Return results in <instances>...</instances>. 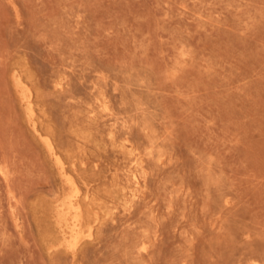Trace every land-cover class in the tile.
<instances>
[{
	"label": "rangeland",
	"instance_id": "374dc122",
	"mask_svg": "<svg viewBox=\"0 0 264 264\" xmlns=\"http://www.w3.org/2000/svg\"><path fill=\"white\" fill-rule=\"evenodd\" d=\"M0 264H264V0H0Z\"/></svg>",
	"mask_w": 264,
	"mask_h": 264
},
{
	"label": "bare ground",
	"instance_id": "6f19581e",
	"mask_svg": "<svg viewBox=\"0 0 264 264\" xmlns=\"http://www.w3.org/2000/svg\"><path fill=\"white\" fill-rule=\"evenodd\" d=\"M17 83L16 84H19L20 86H22L23 88H24V84L19 80V79H17V80H15ZM26 91H27V88H26ZM26 101H27V103H28V111H29V113H32V108H31V103H30V99H29V97H26ZM49 145V144H48ZM141 248V250H145V247L144 246H140ZM256 261V260H255Z\"/></svg>",
	"mask_w": 264,
	"mask_h": 264
}]
</instances>
